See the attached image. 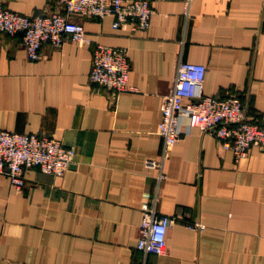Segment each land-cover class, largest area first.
Returning <instances> with one entry per match:
<instances>
[{
	"label": "crops",
	"instance_id": "obj_1",
	"mask_svg": "<svg viewBox=\"0 0 264 264\" xmlns=\"http://www.w3.org/2000/svg\"><path fill=\"white\" fill-rule=\"evenodd\" d=\"M145 30L113 17L81 18L87 43H43L30 60L19 34L0 32V130L54 137L75 149L63 176L26 173L21 189L0 173V264H130L142 206L173 218L166 252L146 264H264V141L238 161L210 132L188 126L157 184L163 97L182 49L206 67L203 92L240 97L264 125V0H150ZM34 16L62 12L60 0H0ZM185 28V29H184ZM123 47L134 91L115 94L89 80L96 45ZM199 222L201 229L189 224Z\"/></svg>",
	"mask_w": 264,
	"mask_h": 264
},
{
	"label": "built area",
	"instance_id": "obj_2",
	"mask_svg": "<svg viewBox=\"0 0 264 264\" xmlns=\"http://www.w3.org/2000/svg\"><path fill=\"white\" fill-rule=\"evenodd\" d=\"M193 0H183V19L186 28ZM62 12L29 16L11 11L0 3V32L19 34L26 56L36 60L43 43L60 46L70 39L78 46L87 43L81 18L113 17L112 26L128 27L131 31L145 30L153 12L150 0H60ZM184 28V29H185ZM130 62L127 50L103 44L95 46L89 80L111 89L115 94L134 91L129 84ZM206 67L202 63L185 61L182 49L175 64L171 86L163 97L158 133L161 136V151L158 159H147L146 166L157 170V184L165 179L164 162L173 145L188 132L180 127L182 114L188 116V126L210 132L220 139L222 146L230 150L236 161L244 158L248 149L264 141V125L248 114L243 100L232 95L221 98L206 95L203 82ZM75 149L66 146L54 137L37 133H20L0 130V173L10 184L21 189L26 182V173L37 167L41 172L63 176L73 162ZM136 250L140 260L130 264H146L150 254L166 252L167 231L173 218L157 212L155 205L142 206ZM201 229L199 222L189 224Z\"/></svg>",
	"mask_w": 264,
	"mask_h": 264
}]
</instances>
